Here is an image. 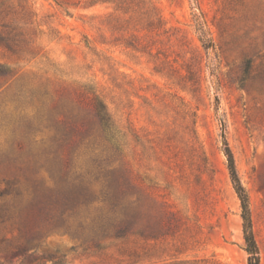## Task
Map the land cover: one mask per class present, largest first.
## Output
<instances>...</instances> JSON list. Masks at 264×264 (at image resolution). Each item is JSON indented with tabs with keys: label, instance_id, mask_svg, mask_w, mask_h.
I'll return each instance as SVG.
<instances>
[{
	"label": "rangeland",
	"instance_id": "374dc122",
	"mask_svg": "<svg viewBox=\"0 0 264 264\" xmlns=\"http://www.w3.org/2000/svg\"><path fill=\"white\" fill-rule=\"evenodd\" d=\"M226 146L264 264V0H0V264H247Z\"/></svg>",
	"mask_w": 264,
	"mask_h": 264
},
{
	"label": "trees",
	"instance_id": "16d2710c",
	"mask_svg": "<svg viewBox=\"0 0 264 264\" xmlns=\"http://www.w3.org/2000/svg\"><path fill=\"white\" fill-rule=\"evenodd\" d=\"M94 110L99 117L100 122L102 123L103 127L108 130L109 132H113L114 123L112 122L111 116L108 113L106 105L97 95L94 94ZM226 153H227V167L230 172L231 181L233 183L234 189L240 199V207H241V218H242V228H243V238H244V250L247 253V264H259V250L258 245L256 243L254 233L252 230V221L250 216V209H249V198L248 194L241 184L238 174L235 168L233 155L226 146ZM106 221H99L97 222V227L100 231L99 234L100 238L111 237V238H124L126 235L130 233L131 226L133 224L132 220L130 219H111L108 216L105 219ZM34 237L28 236L26 238L27 243H31ZM22 251H26L25 248L21 249ZM29 256H33V253Z\"/></svg>",
	"mask_w": 264,
	"mask_h": 264
}]
</instances>
